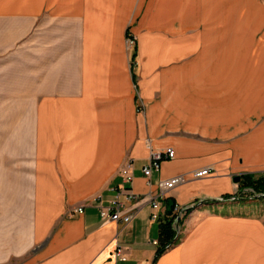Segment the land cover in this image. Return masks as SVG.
<instances>
[{"label":"crops","instance_id":"1","mask_svg":"<svg viewBox=\"0 0 264 264\" xmlns=\"http://www.w3.org/2000/svg\"><path fill=\"white\" fill-rule=\"evenodd\" d=\"M128 162L137 194L185 181L107 221ZM263 174L264 0H0V264H264V217L227 208Z\"/></svg>","mask_w":264,"mask_h":264},{"label":"built area","instance_id":"2","mask_svg":"<svg viewBox=\"0 0 264 264\" xmlns=\"http://www.w3.org/2000/svg\"><path fill=\"white\" fill-rule=\"evenodd\" d=\"M128 46L134 47L135 46V38L133 35L129 36L128 38ZM149 147L150 144H149ZM175 157V151L172 147H168L162 151H151L149 163L143 168L144 175L150 179L153 172L159 170L161 168V162L164 159H170ZM132 163L128 162L123 168L124 175V184L119 186L118 192L116 197L107 205L100 204V214L101 217L107 221H117V222H124L130 223L133 219V215L131 213L132 208L142 202H150L153 209H159L161 206L160 198L165 197V195L169 194L175 188H177L180 184L185 181V177L182 175L175 176L169 179L160 180L157 183L159 193L158 195H152L151 193L142 195L137 194L133 191L131 187V182L133 179L132 174L129 172L132 170ZM211 167H205L197 170L195 172L196 177H202L209 175L212 173ZM174 211L176 212L174 226L176 225V221L178 216L183 217L185 211L183 208L175 203L174 204ZM79 212H83V208L79 207L77 209ZM160 216L157 212L152 214L153 219H158ZM152 244L155 246H159V240H152ZM114 259L116 261H127L128 256L126 254L125 247L117 246L114 252Z\"/></svg>","mask_w":264,"mask_h":264},{"label":"trees","instance_id":"3","mask_svg":"<svg viewBox=\"0 0 264 264\" xmlns=\"http://www.w3.org/2000/svg\"><path fill=\"white\" fill-rule=\"evenodd\" d=\"M130 36V34L128 35ZM251 188L252 193L254 195L264 194V175L260 177H255L254 175H245L243 176L240 182L239 192L234 196L241 200H245L247 195H243L244 193H240L242 190ZM228 196V197H234ZM174 208V204L171 205L170 214H172ZM193 207L188 209L187 214L192 211ZM174 218L168 217L165 221L160 223V238H159V246L156 252V259H158L163 253H165L172 245H174L177 241V231L174 228ZM185 218V216H184ZM182 223V219L180 220V224Z\"/></svg>","mask_w":264,"mask_h":264},{"label":"rangeland","instance_id":"4","mask_svg":"<svg viewBox=\"0 0 264 264\" xmlns=\"http://www.w3.org/2000/svg\"><path fill=\"white\" fill-rule=\"evenodd\" d=\"M131 35L132 34L130 33V36ZM128 38H129V36H128ZM240 193L241 194L244 193L243 195H247L246 199L244 201L240 202V203H238V202H228V203H230V206L227 207V208L229 210H232V209L233 210H237L238 212H241V214H248L247 212H249V213L252 212V214L254 216L263 218L264 217V196L254 195L252 192H248L246 190L245 191L242 190ZM182 208H183V210L185 212L188 211V207L184 208L182 206ZM182 218H184V216L180 217V220ZM174 228L176 229V225L174 226ZM177 234H178V232H177ZM177 239H178V236H177Z\"/></svg>","mask_w":264,"mask_h":264},{"label":"water","instance_id":"5","mask_svg":"<svg viewBox=\"0 0 264 264\" xmlns=\"http://www.w3.org/2000/svg\"><path fill=\"white\" fill-rule=\"evenodd\" d=\"M237 180L239 181L240 178L237 177ZM260 195H261V196H264V194H260ZM180 229H181V226H180V216H178L177 221H176V230H177L178 234H179V232H180ZM177 236H178V235H177ZM176 239H177V237H176Z\"/></svg>","mask_w":264,"mask_h":264}]
</instances>
